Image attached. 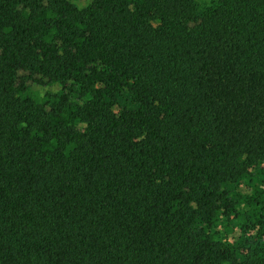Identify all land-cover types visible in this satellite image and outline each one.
<instances>
[{
  "label": "trees",
  "instance_id": "obj_1",
  "mask_svg": "<svg viewBox=\"0 0 264 264\" xmlns=\"http://www.w3.org/2000/svg\"><path fill=\"white\" fill-rule=\"evenodd\" d=\"M0 264H264V0H0Z\"/></svg>",
  "mask_w": 264,
  "mask_h": 264
},
{
  "label": "rangeland",
  "instance_id": "obj_2",
  "mask_svg": "<svg viewBox=\"0 0 264 264\" xmlns=\"http://www.w3.org/2000/svg\"><path fill=\"white\" fill-rule=\"evenodd\" d=\"M195 2L199 10H204L205 8L211 6L214 0H195ZM81 5L83 4L81 3Z\"/></svg>",
  "mask_w": 264,
  "mask_h": 264
}]
</instances>
